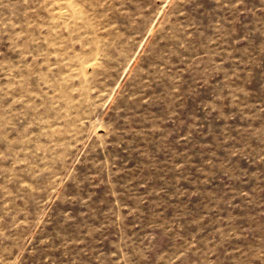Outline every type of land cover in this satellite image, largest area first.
<instances>
[{
	"label": "rangeland",
	"instance_id": "374dc122",
	"mask_svg": "<svg viewBox=\"0 0 264 264\" xmlns=\"http://www.w3.org/2000/svg\"><path fill=\"white\" fill-rule=\"evenodd\" d=\"M0 264H264V0H0Z\"/></svg>",
	"mask_w": 264,
	"mask_h": 264
}]
</instances>
